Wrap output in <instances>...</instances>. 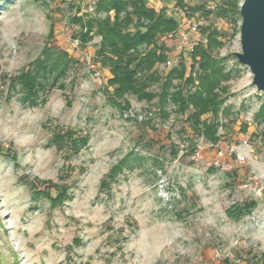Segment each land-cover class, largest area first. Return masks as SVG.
<instances>
[{
  "label": "rangeland",
  "instance_id": "1",
  "mask_svg": "<svg viewBox=\"0 0 264 264\" xmlns=\"http://www.w3.org/2000/svg\"><path fill=\"white\" fill-rule=\"evenodd\" d=\"M82 6L0 0V264H264V119H255L264 91L234 54L240 32L219 27L227 37L214 54L232 77L213 143L174 105L161 115L158 98L128 94L127 109L109 101V70L95 61L100 37L79 53L69 38L81 30L72 18L90 17ZM165 40L174 45L175 33ZM46 48L72 62L27 99L16 78L35 69ZM189 63L198 68L193 55ZM67 129L87 134L88 144L59 147L54 133ZM121 160L123 171L108 178ZM62 187L67 195L54 202ZM251 200L250 213L228 216Z\"/></svg>",
  "mask_w": 264,
  "mask_h": 264
},
{
  "label": "trees",
  "instance_id": "2",
  "mask_svg": "<svg viewBox=\"0 0 264 264\" xmlns=\"http://www.w3.org/2000/svg\"><path fill=\"white\" fill-rule=\"evenodd\" d=\"M178 3L183 5L182 0ZM190 9L205 15L214 12V15L225 18L231 26L232 37L240 32V0H223L215 10H207L205 2ZM72 21L81 27L77 34L81 47L96 36L100 37L95 61L111 73L106 84L110 102L127 109L130 107L126 99L128 94L136 95L141 101L158 98L161 115L168 117V106L172 104L175 111L186 115V121L209 141L217 143L220 140V113L229 111L224 104L228 93L226 82L232 77L224 59L214 54L225 44L227 36L224 32L212 25L206 29L207 45H199L192 53L198 67H193L196 70L194 78L187 76L184 65L160 74L158 65L167 60L172 46L165 38H170L178 29V20L165 8L157 10L148 6L145 0H101L93 16L86 20L74 16ZM52 33L51 28L50 35ZM71 62L66 52L55 53L46 48L43 56L38 58L36 68L22 72L16 80L27 93V99H33L39 89L45 87L49 74L55 73L56 81L65 75ZM154 84H158V91L151 89ZM255 119H264V99ZM150 123V118L144 121V124ZM246 128L245 125L243 129L246 131ZM53 141L59 147L66 143L70 151L78 152L88 144L89 136L73 129L59 130L54 133ZM123 168L124 160H121L111 169L108 178ZM102 182L106 185L107 179ZM66 195L67 189L62 187L53 201L61 203ZM256 204L255 200L236 204L227 210V214L238 219L250 213Z\"/></svg>",
  "mask_w": 264,
  "mask_h": 264
},
{
  "label": "built area",
  "instance_id": "3",
  "mask_svg": "<svg viewBox=\"0 0 264 264\" xmlns=\"http://www.w3.org/2000/svg\"><path fill=\"white\" fill-rule=\"evenodd\" d=\"M100 1L101 0H82V10L88 15L93 16ZM145 1L148 3L150 0ZM205 1L182 0V5L178 3V0H172V11L174 12V15L171 16L178 20V29L175 33V43L171 46L167 60L164 63L159 64L161 68L170 70L172 68L184 65L187 75H196V72L191 68L189 61H192V53L196 47L199 45H206L208 43V33L206 29L211 26L213 20L216 21L217 28L227 23L225 18L214 15V12L209 15H205L200 11H192L190 9V7L205 2L207 10H215L223 0ZM69 35L70 41L72 42L76 53L82 52L80 39L75 38L70 31ZM88 63L90 64V68L94 71L93 75L96 77V80L101 81L98 64L91 61V59L88 61ZM244 142L247 143V140ZM223 155V151L220 150L218 156L222 157ZM215 164L224 166V163L221 162L219 158L215 161ZM207 264L214 263L208 262Z\"/></svg>",
  "mask_w": 264,
  "mask_h": 264
},
{
  "label": "water",
  "instance_id": "4",
  "mask_svg": "<svg viewBox=\"0 0 264 264\" xmlns=\"http://www.w3.org/2000/svg\"><path fill=\"white\" fill-rule=\"evenodd\" d=\"M241 51L237 60L249 67L253 84L264 91V0H243L240 5Z\"/></svg>",
  "mask_w": 264,
  "mask_h": 264
},
{
  "label": "crops",
  "instance_id": "5",
  "mask_svg": "<svg viewBox=\"0 0 264 264\" xmlns=\"http://www.w3.org/2000/svg\"><path fill=\"white\" fill-rule=\"evenodd\" d=\"M147 4L157 10L165 8L170 15H174V12L172 11V0H150ZM106 73L109 77H111V73L109 71H106Z\"/></svg>",
  "mask_w": 264,
  "mask_h": 264
}]
</instances>
